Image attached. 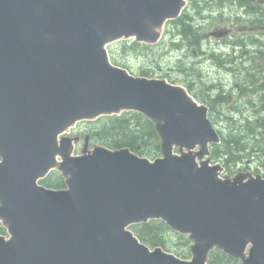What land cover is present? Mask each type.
I'll return each instance as SVG.
<instances>
[{
    "label": "water",
    "instance_id": "95a60500",
    "mask_svg": "<svg viewBox=\"0 0 264 264\" xmlns=\"http://www.w3.org/2000/svg\"><path fill=\"white\" fill-rule=\"evenodd\" d=\"M184 3L0 0V221L10 234L0 264H209L216 247L264 264V179L222 178L203 159L219 140L205 107L109 58L121 38L157 41ZM124 110L156 123L162 156L104 145L73 154L65 131ZM52 169L66 187L38 183ZM154 218L190 236L191 259L129 228Z\"/></svg>",
    "mask_w": 264,
    "mask_h": 264
},
{
    "label": "flooded vegetation",
    "instance_id": "af4514ba",
    "mask_svg": "<svg viewBox=\"0 0 264 264\" xmlns=\"http://www.w3.org/2000/svg\"><path fill=\"white\" fill-rule=\"evenodd\" d=\"M159 70L207 108L227 176L264 178V0H186Z\"/></svg>",
    "mask_w": 264,
    "mask_h": 264
},
{
    "label": "trees",
    "instance_id": "16d2710c",
    "mask_svg": "<svg viewBox=\"0 0 264 264\" xmlns=\"http://www.w3.org/2000/svg\"><path fill=\"white\" fill-rule=\"evenodd\" d=\"M111 49L113 61L116 64L131 69L125 55L142 52L151 48L149 44H142L133 39L122 40ZM142 75H150L148 69L141 67ZM85 133L92 143H101L111 148L130 147L140 155L155 158L161 154V140L155 124L143 114L125 111L119 115L102 116L94 121L85 122ZM53 172L42 182L51 187L64 186V179ZM141 241L151 247L162 246L179 256L190 255L191 239L186 235L174 232L163 220H151L147 223L131 226ZM0 231H4L0 227ZM210 264H243V262L221 249H214L209 255Z\"/></svg>",
    "mask_w": 264,
    "mask_h": 264
},
{
    "label": "rangeland",
    "instance_id": "374dc122",
    "mask_svg": "<svg viewBox=\"0 0 264 264\" xmlns=\"http://www.w3.org/2000/svg\"><path fill=\"white\" fill-rule=\"evenodd\" d=\"M169 32H170V25L169 23H167L165 25V27L163 28V37L161 38V41L164 40H169ZM117 48L116 46H110V48ZM168 48L162 47V46H158V45H154L153 48H149V49H144L142 52H139L138 54L136 53H132V54H128L125 55V58L128 60L130 66H131V71H134L135 74L140 75V68L141 66H149L150 64H152V62L155 63L154 66H156L158 64V62L161 63V66L163 67V70H168V68L170 67V56L169 54L166 55V51ZM149 64V65H148ZM158 71V67H155ZM155 75V74H154ZM154 77H160L158 75L154 76ZM161 78L166 79L168 82H171V76H168L166 74V76H163ZM79 130H83L82 127H80L79 125H77L75 128L71 129L70 135H79L81 136L80 131ZM84 139L82 138V140L80 141V143L77 145L78 147L76 148V151L81 152L84 148ZM94 146V144H91L89 142V144H87V149H92ZM176 151L178 152V149H176Z\"/></svg>",
    "mask_w": 264,
    "mask_h": 264
}]
</instances>
